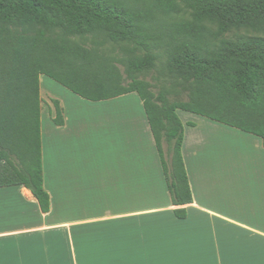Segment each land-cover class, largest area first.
Wrapping results in <instances>:
<instances>
[{
	"label": "trees",
	"instance_id": "1",
	"mask_svg": "<svg viewBox=\"0 0 264 264\" xmlns=\"http://www.w3.org/2000/svg\"><path fill=\"white\" fill-rule=\"evenodd\" d=\"M234 30L243 33L224 38ZM261 35L264 0H0V189L23 187L42 214L50 211L42 163L43 76L93 103L137 96L173 216L185 220L182 207L192 203V194L177 112L256 136L264 148ZM157 66L186 101H171L165 87L154 92L140 78ZM52 104V121L61 126L60 103ZM44 245L27 246L20 255L27 264L38 258L29 252L61 258L54 253L61 242Z\"/></svg>",
	"mask_w": 264,
	"mask_h": 264
},
{
	"label": "crops",
	"instance_id": "2",
	"mask_svg": "<svg viewBox=\"0 0 264 264\" xmlns=\"http://www.w3.org/2000/svg\"><path fill=\"white\" fill-rule=\"evenodd\" d=\"M124 96L96 103L76 97L106 105ZM60 107L63 125L52 122L48 134V174L41 125L43 179L50 211L42 214L36 200L23 187L0 189V256L3 257L0 264H27L21 250L54 242L62 243L65 257L51 258L46 254L40 260L31 259L32 264H138L148 253L162 255L161 248L169 241L177 246L184 234H192L200 243L208 240V249L217 264H264V148L258 137L194 115L206 121H200L188 131L183 127L181 148L192 203L182 207L187 218L176 219V223H183L189 229L180 231L176 226L167 229L160 219H149L143 230H137L129 242L118 247L112 237L101 236L103 230L110 231L119 225L133 232L135 227L126 226L127 221L137 224L139 217L166 212L173 215L175 209L158 155H154L151 145L146 152L142 144L138 146L144 142L143 135L150 132L145 114L142 117L127 112L112 114V109L105 111L108 120L121 121L119 128L123 133L121 139L105 138L109 144L117 145L116 154H119L112 169L115 172L112 181L107 184L105 167L101 171L99 167L92 168L87 160L89 153L107 151L100 149L104 141L98 146L100 141L90 137L81 116H73L75 109L68 112L64 101ZM52 109L55 118L53 106ZM128 120L134 125L128 127ZM138 122L142 123L140 138ZM114 125L100 128L113 134ZM202 127L205 134L199 136ZM139 147L146 158L144 163H138ZM75 152L81 153V165L73 159ZM107 244L114 248L109 256L114 254L112 257L116 258L119 251L113 262L102 254Z\"/></svg>",
	"mask_w": 264,
	"mask_h": 264
},
{
	"label": "rangeland",
	"instance_id": "3",
	"mask_svg": "<svg viewBox=\"0 0 264 264\" xmlns=\"http://www.w3.org/2000/svg\"><path fill=\"white\" fill-rule=\"evenodd\" d=\"M243 33V31H232L230 34H227L224 36L225 39H232L235 34ZM254 35V34H251ZM264 36V35H261ZM118 51V50H116ZM157 71L146 74V75H140L141 79H144L146 81H149L153 84L154 92H157L161 87H165L169 91V98L171 101H186L187 95L186 93H183L180 91V89L175 87V80L166 78L164 76H160L159 74V66H157ZM40 97L42 99L41 107H42V116H41V125L43 129L44 134V146L46 151L44 152V163H45V169L48 174L49 169V158H48V152H47V144H48V134L49 130L53 128L52 124V118L54 117L53 109H52V102L53 100H57L60 102H65L66 109L69 112L70 109H75L73 116L80 115L81 121L86 123V131L90 134V137L92 139H97L100 142L97 143L98 146L104 141V143L100 146L101 150H107L104 152H92L89 153L87 158L88 160V166L92 165V168L99 167L100 171L104 169L106 170L107 177V184L112 181L113 174L115 173L112 169L114 168V165L118 161V153L117 151V145H111L107 141H105V138L108 139V137L112 136L114 139H121L123 138L122 129L119 128V125H121V121L116 120V122H113L112 120H108V115L105 111H110L112 109V114H122V112H127L128 114L133 115L135 113L137 116L143 115L142 105L139 101V99L135 95H128L124 96L123 98L116 99L111 101L110 103H106V105H99V104H91L89 102H86L74 95H72L69 91L64 89L63 87L59 86L55 82L51 81L50 79L41 76L40 77ZM133 100V101H131ZM77 114V115H76ZM134 114V115H135ZM178 117L180 121L182 122V125L184 129L187 131L192 126H196V124L200 123V121L204 122L206 119L190 115L189 113L184 112H178ZM75 119V118H73ZM74 121V120H73ZM125 124V121H123ZM140 123V126H139ZM187 123H190L191 125H188ZM115 124V129L112 130L113 134H111L109 131H104L100 126H105L103 128H106L108 125ZM132 125H134V122H132ZM130 125V122L128 120V127L132 126ZM142 126L141 122H138V135L139 138L142 136L140 133L139 128ZM147 126V124H146ZM123 127V125H122ZM148 128V127H147ZM146 130V129H145ZM147 132V131H146ZM147 136H144V142L138 143V146L144 147V152L149 150L150 145L152 146V152H154V155L157 156L155 151L154 142H152V136L150 135V132L146 133ZM205 134L204 128L202 127L199 129L198 135L201 136ZM142 147H139V154L136 153V156L139 157L138 163H144L146 162V158L144 159L142 157ZM138 150V149H137ZM138 152V151H137ZM153 155V158L155 156ZM134 156V155H132ZM145 156V155H144ZM129 157V156H128ZM150 156H148L149 158ZM152 158V157H151ZM73 159L76 161V163L80 164L79 160H81V153H74ZM148 162V161H147ZM81 165V164H80ZM84 167H87L84 166ZM92 171V170H87ZM116 171V170H115ZM94 177V175H92ZM112 200V199H111ZM113 202V201H112ZM116 212H119L116 210ZM149 219L159 220L162 223H165L163 227L167 229H171L173 226H176L180 231H185L186 229H189V227H186L183 223H176V219L173 217L172 213L166 212L165 214H158V215H150L145 217H139L137 224H130V220L127 221L126 226H134L135 229L133 232H130L129 228L126 227H120L117 225L115 228L110 231L103 230V234L101 236L106 237H112L115 239L113 243L119 247V244L122 242H129V239H131V236H135L138 232L143 230L147 223L150 221H147ZM130 224V225H129ZM187 235V234H186ZM185 234L182 235L183 241L179 243L177 246H174V244L169 241L167 245H164L161 248V253H148L147 256H145L144 259H139L138 264H217L216 259L214 256L211 255V250L208 249V240H203L207 243H200L196 241L193 238V235L190 234V240L187 238ZM140 243V242H139ZM207 245V246H206ZM103 248H105V251L102 252L104 258H108L110 251L113 248V245H105ZM114 249V248H113ZM60 251V252H59ZM55 254L61 255V257H65V248L58 247V249L54 250ZM119 253V251H118ZM118 253L115 254L116 258H113L112 256L114 254H111L109 256L111 262H113L115 259L118 258ZM29 255H38V259H43L42 252H29ZM155 255L159 256L157 258ZM105 260V259H104Z\"/></svg>",
	"mask_w": 264,
	"mask_h": 264
}]
</instances>
